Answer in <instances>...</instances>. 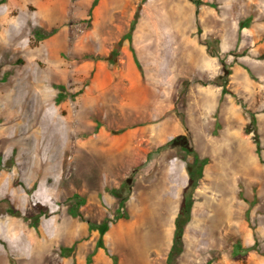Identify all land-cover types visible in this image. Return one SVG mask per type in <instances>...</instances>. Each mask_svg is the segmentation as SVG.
Segmentation results:
<instances>
[{"label": "rangeland", "instance_id": "obj_1", "mask_svg": "<svg viewBox=\"0 0 264 264\" xmlns=\"http://www.w3.org/2000/svg\"><path fill=\"white\" fill-rule=\"evenodd\" d=\"M201 1L218 14L199 33L223 57L211 83L203 44L131 41L147 3L159 30L187 26L177 0H0V264H171L189 194L174 264H264V0ZM168 67L174 86L158 82Z\"/></svg>", "mask_w": 264, "mask_h": 264}, {"label": "crops", "instance_id": "obj_2", "mask_svg": "<svg viewBox=\"0 0 264 264\" xmlns=\"http://www.w3.org/2000/svg\"><path fill=\"white\" fill-rule=\"evenodd\" d=\"M177 1H179L180 4H178V6L182 10L185 8H189V11L190 10L192 11L188 15V17H186L187 21L184 22L185 25H187L189 22V24L187 26H184L183 29H180L179 27L175 28V26H174V28H170L168 31L159 30L156 27L157 18H154L153 14L150 13L151 8H154V7H152V5L149 6V3H147V5L144 7V9L142 11V14L140 12V17H139L138 22L136 24L135 30L131 34V41L134 43L135 42H141V43H145V44H158V45H160V44L161 45L162 44L174 45V44H181V43H185V44L194 43L196 45L197 44H203V46L201 48H199V50H200L199 56L205 60L204 63H210V65H212V68H211V70H210V68L206 69L205 65L203 66V64H202L201 67L198 66V70L200 72L197 71V73H199L200 81L208 80L210 82L217 75L218 69L222 68V61L220 60L219 57L212 56L209 52L208 43H212L211 40L213 38H211L210 36H207L204 39L205 41H202L201 40L202 37L199 33H200V27L203 28L202 22L205 23V21H208L209 14H214V12H215V16H218V14H216V11H212L211 9H208L209 8L208 6H203V5L199 8L200 13L197 14V11L195 12L192 10V7H193L192 1H187V0H177ZM107 3H108V0H99L97 7L102 8ZM176 5H173V7L175 6V8H177L178 6H176ZM158 13H160V11ZM158 15H160V14H158ZM221 19H222V17L220 18V20ZM191 23H193V24H191ZM199 24L201 25L200 27H199ZM226 33L227 32L225 30H222V31H220V36L222 39H220L219 37H216V38H219L218 45L220 46V44H221V47H223V44H224L223 35H225ZM158 48H160V47H158ZM205 52L207 53L208 58H206ZM169 70H170L169 67L161 70V75L164 76L163 80L158 81V78L154 79V77H153V79H150L148 81V83L153 84L157 81L158 82H164L165 81L166 82L165 86L167 84L174 86L171 83V82H174V80L172 79V81H170V75L173 73H170ZM216 70H217V72H216ZM237 74H239V72H237ZM211 85L212 84H210V86ZM221 88L223 91L222 97H224L225 94L228 93V88H226V87H221ZM164 90H168V89L164 88ZM217 90H219V88ZM225 90L227 91L226 93L224 92ZM253 118L256 120L255 114H254ZM158 129L160 130V133L155 135L156 136L155 140L158 141L160 139L168 137V131H166L164 126L159 127ZM177 129H180V128H177ZM127 152H128L127 147L118 148L116 155L125 157L127 155ZM173 201L175 204V200H173ZM144 214H147V212H145Z\"/></svg>", "mask_w": 264, "mask_h": 264}, {"label": "trees", "instance_id": "obj_3", "mask_svg": "<svg viewBox=\"0 0 264 264\" xmlns=\"http://www.w3.org/2000/svg\"><path fill=\"white\" fill-rule=\"evenodd\" d=\"M99 0H95L94 2V7L97 6ZM192 2H195L198 5V8H200L203 5V2L201 0H190ZM7 2V0H3V3ZM200 11H197V14H199ZM140 16V12L137 13L133 27H135L138 19ZM202 32L201 27H200V33ZM217 41V40H216ZM209 46V52L212 56L215 57H219L220 60L223 62V57L221 55H219L218 52L214 51L212 43H208ZM225 93L227 92L226 90L224 91ZM246 132L249 134L251 133L250 130H246ZM173 142V141H172ZM254 142L257 146V151L259 154H261L263 148H262V144H261V138L259 133L256 131V125H255V133H254ZM203 164L204 162L199 161V163H197L196 167H198L200 169V173L198 172L197 174H194L191 178L190 181V185L188 187L187 190H195L198 185H199V181L200 179L203 177ZM191 195V194H189ZM186 195L183 203H182V208H181V213L176 221V232H175V237H174V248L172 251V255L170 258L171 264H174V260L177 254H179L182 249H183V244H184V234H185V230L186 227L188 226L190 220H191V210H192V205H193V200H192V196ZM37 225V224H34ZM242 247L241 245H238V251H241ZM248 250V249H247ZM250 250V249H249ZM118 258L114 257V264H118Z\"/></svg>", "mask_w": 264, "mask_h": 264}, {"label": "bare ground", "instance_id": "obj_4", "mask_svg": "<svg viewBox=\"0 0 264 264\" xmlns=\"http://www.w3.org/2000/svg\"><path fill=\"white\" fill-rule=\"evenodd\" d=\"M59 47V44L57 45L56 44V48H58ZM47 70V69H46ZM67 64L65 63V62H62V61H60L59 59H54L53 58V61H52V63L50 64V67L48 68V74L50 75H58L59 77H62V78H66L67 77ZM47 73V72H46ZM34 81V80H33ZM4 94L2 95V98L5 100V102H6V106H7V108L9 109L10 108V106H11V102H12V99H13V92L10 90V89H6V90H4V92H3ZM47 93V92H46ZM49 94V93H48ZM98 95V94H97ZM97 95H95V92L93 93V96H94V98H95V96H97ZM42 98H43V100L44 99H47V97H46V94H43L42 95ZM25 99V98H24ZM15 102V101H14ZM17 105V104H16ZM5 106V107H6ZM21 106V105H20ZM7 109V110H8ZM22 110V109H21ZM36 112V111H35ZM13 113V112H12ZM11 113V114H12ZM21 113V112H20ZM38 115V114H37ZM54 115V114H53ZM9 116V115H8ZM17 116H20V115H17ZM57 116V115H56ZM53 117V116H52ZM14 117H12V116H9L8 118H7V120L8 121H11L12 119H13ZM16 118V117H15ZM28 119V118H27ZM55 119V118H54ZM52 120H53V118H52ZM55 121V120H54ZM25 122V121H24ZM63 122V121H62ZM33 123V122H32ZM44 123V122H43ZM26 124V123H25ZM45 124H46V121H45ZM47 125V124H46ZM25 126H28V124L27 125H25ZM43 126V125H42ZM47 126H45V128H46ZM69 129V128H68ZM45 131H46V129H45ZM49 132V131H48ZM34 134V133H33ZM41 136H42V139L43 138H45V136L48 138L49 137V133H47V131L46 132H41V134H40ZM71 136V135H70ZM72 137V136H71ZM35 138V137H34ZM51 138V137H50ZM57 138V137H56ZM40 139V138H39ZM37 140H38V138H37ZM45 141V140H44ZM51 141H52V139H51ZM43 142V141H42ZM106 142L107 143H104L103 145L104 146H106L107 144H109L108 143V139H106ZM46 145V144H45ZM68 146L67 147H69L70 146V144H67ZM93 147L92 148H96L97 147V145L96 144H93L92 145ZM37 149H38V151H40V146H38L37 147ZM50 149V148H49ZM49 149H47V150H49ZM45 152V151H44ZM40 156V155H39ZM45 159H47V158H45ZM41 161V160H40ZM45 161V160H44ZM40 163V162H39ZM40 166V165H39ZM54 173V172H53ZM20 193V192H19ZM20 196V195H19ZM73 225H75V224H73ZM74 227V226H73ZM77 228V225H75V227L72 229L73 231H72V234H77V232H78V230L76 229ZM122 232H123V229H121L120 231H117V232H115L114 233V237L116 238V239H118V240H120V239H123V234H122ZM28 235V234H27ZM30 235V234H29ZM18 236V235H17ZM29 237V236H28ZM44 237V236H43ZM47 237V236H46ZM50 238V237H49ZM48 238V239H49ZM30 239H31V242H33V244H32V249L31 250H28V251H26L24 254H22L23 255V260H24V262H29V258L31 257V258H33V256H35V253H36V249H38V246H39V239L37 240V238H35L34 236H31L30 237ZM43 242V241H42ZM32 253V254H30V255H28L29 253ZM28 255V256H27Z\"/></svg>", "mask_w": 264, "mask_h": 264}]
</instances>
